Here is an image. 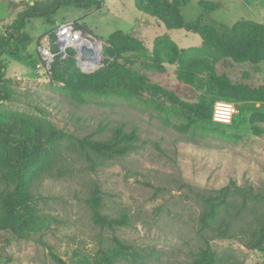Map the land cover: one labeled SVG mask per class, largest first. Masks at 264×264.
I'll list each match as a JSON object with an SVG mask.
<instances>
[{
    "label": "rangeland",
    "instance_id": "1",
    "mask_svg": "<svg viewBox=\"0 0 264 264\" xmlns=\"http://www.w3.org/2000/svg\"><path fill=\"white\" fill-rule=\"evenodd\" d=\"M201 2L216 7L204 13L205 23L222 26L216 29L229 44L204 48L199 35L168 29L136 0H0V91L11 93L0 96V117L53 122L94 140L110 138L119 127L138 137L135 151L94 172L72 152L61 173L38 181L33 190L40 213L54 220L37 235L14 237L9 247L0 242V264H60L55 257L85 264L114 238L152 252L145 264H193L207 246L199 222L204 195L236 185L264 196V61L239 65L227 58L247 54L227 38L249 33L264 39V0H189L187 19L203 14ZM163 3L143 0L141 6ZM22 17L26 28L18 32ZM69 22L102 42L103 51L95 44L102 62L85 69L94 63L82 66V53L71 48L66 58L57 57V73L54 66L44 71L39 47L49 44L57 52L54 36ZM229 62L233 83L216 76ZM218 100L235 105L230 124L213 121ZM13 155L0 148V188L1 162ZM96 186L102 214H127L129 225L109 230L93 222L88 199ZM233 200L229 213L217 218L231 231L210 238L217 264H264V243L247 245L264 222V200Z\"/></svg>",
    "mask_w": 264,
    "mask_h": 264
},
{
    "label": "trees",
    "instance_id": "2",
    "mask_svg": "<svg viewBox=\"0 0 264 264\" xmlns=\"http://www.w3.org/2000/svg\"><path fill=\"white\" fill-rule=\"evenodd\" d=\"M143 0H136L140 11L156 17L170 30H184L188 33L199 35L202 46L207 49L217 48L219 42L229 44L231 40L222 39L216 29L220 26L216 21L210 25L205 23V12H214L216 7L207 8L200 3L203 14L195 21H186L179 9L188 5L189 0L180 3L173 0L172 3L164 1V5L154 4L152 8L145 9L141 6ZM166 8V10H165ZM29 15V14H28ZM26 15V16H28ZM25 16V17H26ZM35 17V15H32ZM26 19L22 17L17 31L26 28ZM83 29H87L84 27ZM224 29V28H222ZM23 42L26 34H21ZM222 39V40H221ZM234 43L247 52L244 57H237L233 53L227 58L239 65L249 63L256 65L264 61V39L244 33L234 38ZM0 52V63H1ZM55 72L57 62L53 65ZM233 64L222 68L224 72L216 75L221 81L235 82L231 75ZM0 71V76H1ZM0 96L10 99L11 93L3 89ZM136 130L126 131L123 127L115 129L112 136L106 140H94L90 136L79 137L58 127L53 122L42 125L25 117H0V148L7 149L14 155L1 162L2 188L0 199L4 201L5 208L0 212V242L9 247L14 237L28 238L37 235L38 232L48 228L54 219L51 216L40 213L38 198L34 194L36 183L45 178H52L61 173L62 164L69 154L76 153L78 157L88 163L91 171L103 165L106 161L126 156L137 149ZM234 187V188H233ZM223 188L219 193L206 194L203 198V212L200 216V234L207 246L193 264H217L219 260L211 251L210 238H221L231 231L229 225L219 227L217 218L224 211L229 213L233 206L235 195H241L245 200L258 198L264 200V196L254 194L250 189H240L236 185ZM88 199L89 208L92 211L93 222L102 228L115 230L129 225V216L122 214L119 218H111L101 212V187L96 186L91 191ZM264 243V222L262 223L257 238L247 243L250 249H258ZM151 253H142L133 245H129L119 238H114L113 244L108 249H101L93 262L85 264H145ZM60 264H66L62 259L55 257Z\"/></svg>",
    "mask_w": 264,
    "mask_h": 264
},
{
    "label": "built area",
    "instance_id": "3",
    "mask_svg": "<svg viewBox=\"0 0 264 264\" xmlns=\"http://www.w3.org/2000/svg\"><path fill=\"white\" fill-rule=\"evenodd\" d=\"M77 24L78 23L75 22H69L67 24L62 25L60 29L56 32L54 37H55L56 47L58 48L57 52L53 51L50 48L49 44H42L39 47V53L41 56L40 67L44 71L50 70L53 64L55 63V61L57 60V57L62 56L61 54H63L62 57L63 59L67 57L68 51L71 48H75L73 42L76 37H81L83 43L85 44L95 45L100 43L102 45V42L94 38L93 35L88 30L82 31L81 29H77L78 28ZM102 51H103V46H102ZM102 51H101V57H102ZM79 57H80V53H79ZM101 62L102 60L94 62L96 64L93 66V68L96 67ZM80 64L84 66L81 62ZM85 69L87 68L85 67ZM236 111H237L236 107L233 103L227 100H218L215 102L213 106L212 119L215 123L218 124H230L233 121Z\"/></svg>",
    "mask_w": 264,
    "mask_h": 264
},
{
    "label": "bare ground",
    "instance_id": "4",
    "mask_svg": "<svg viewBox=\"0 0 264 264\" xmlns=\"http://www.w3.org/2000/svg\"><path fill=\"white\" fill-rule=\"evenodd\" d=\"M73 43H74V47L76 49H78L79 52L82 53L81 59H79V60H80V62L83 65L86 62L93 64L94 62H97V61H100L101 60V57H100V54L101 53H99V51H100L101 48L98 45L85 44V43H83V40L81 39V37H76ZM95 64L96 63H94V65ZM86 68L87 69H92L93 67H91V68L86 67Z\"/></svg>",
    "mask_w": 264,
    "mask_h": 264
},
{
    "label": "crops",
    "instance_id": "5",
    "mask_svg": "<svg viewBox=\"0 0 264 264\" xmlns=\"http://www.w3.org/2000/svg\"><path fill=\"white\" fill-rule=\"evenodd\" d=\"M191 3V2H190ZM190 3L188 4V5H186V6H184L183 7V9H182V11H183V14H184V18L186 19V21H189V22H191V21H195V20H197L201 15L199 14L198 15V17H197V19H195V20H193V19H187V17H185V10L189 7V5H190ZM217 11V10H216ZM216 11H214L213 13H215ZM202 13H203V11H202ZM213 13L211 14V16H213ZM212 19H214L213 17H212ZM216 20V19H215ZM238 21V20H237ZM223 22H225L224 24H228V25H231V24H233V23H235L236 21H234L233 23H230V22H227V21H223ZM222 23V22H221Z\"/></svg>",
    "mask_w": 264,
    "mask_h": 264
}]
</instances>
